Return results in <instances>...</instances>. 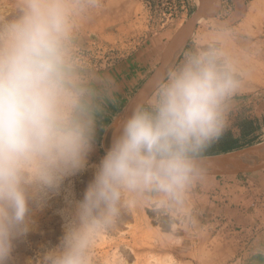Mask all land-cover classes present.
Here are the masks:
<instances>
[{"label":"clouds","instance_id":"1","mask_svg":"<svg viewBox=\"0 0 264 264\" xmlns=\"http://www.w3.org/2000/svg\"><path fill=\"white\" fill-rule=\"evenodd\" d=\"M102 0H11L0 11V264L62 197V235L38 264H95L101 239L133 206L190 213L207 148L225 132L246 73L219 30L197 35L155 74L92 162L118 84L82 56ZM91 172L81 197L74 178ZM255 255H264V248ZM28 264H32L29 261Z\"/></svg>","mask_w":264,"mask_h":264},{"label":"rangeland","instance_id":"2","mask_svg":"<svg viewBox=\"0 0 264 264\" xmlns=\"http://www.w3.org/2000/svg\"><path fill=\"white\" fill-rule=\"evenodd\" d=\"M10 2L0 0V11L8 10ZM196 3L197 0H102V6L85 22L80 33V52L96 71L102 73L145 50L150 44L163 49L174 32L195 11ZM219 7V17L199 22L187 46L197 35L219 30L221 41L235 55L245 72L244 68L249 70L259 64L256 56L264 53V0H237L235 3L219 0ZM147 71L140 78L143 79ZM125 104V100L118 103L104 128L110 127ZM248 120L256 122L258 129L250 137L254 142L240 149L264 144V72L255 75L253 72L251 75L246 73L244 89L234 100L225 131L238 137V126ZM104 151L102 141L97 142L92 162H98ZM260 172L264 173V170ZM90 176L89 171L74 178L77 198L82 196ZM63 206L62 197H57L51 201L49 208L39 214L36 230L18 244L11 264H28L29 261L38 264L44 250L59 242L63 223L59 210ZM126 214L122 230L128 234L135 225L132 207ZM134 215L137 219L145 218V240H161L169 247L163 253H156V256L170 257L172 264H248L243 257L246 248L240 239V228L223 227L221 224L214 226L193 213H160L149 205L135 209ZM102 241L103 238L100 245ZM263 244L261 248H264ZM94 260L95 264H103L100 257ZM261 260L256 264H264V255Z\"/></svg>","mask_w":264,"mask_h":264},{"label":"crops","instance_id":"3","mask_svg":"<svg viewBox=\"0 0 264 264\" xmlns=\"http://www.w3.org/2000/svg\"><path fill=\"white\" fill-rule=\"evenodd\" d=\"M231 1L237 2V0ZM217 17H219V13ZM151 50L152 52H149ZM159 53L160 48L150 44L145 47V50L116 64L114 68L102 72L115 78L118 84V103L124 100L126 103L128 102L130 94L138 89L142 81L140 77L149 69L148 67L151 66ZM118 103L109 108L108 114L102 120L98 142L103 140L104 127L111 119L113 110ZM190 213L200 215L207 222H212L214 226L221 224L223 227L240 228V239L246 248L243 255L244 259H247L246 263L256 264L262 261L263 255H255L254 252L261 249L260 245L263 244L261 242H264L262 239L264 238L263 172L247 176L202 177L190 193ZM248 259L251 260L248 261Z\"/></svg>","mask_w":264,"mask_h":264},{"label":"water","instance_id":"4","mask_svg":"<svg viewBox=\"0 0 264 264\" xmlns=\"http://www.w3.org/2000/svg\"><path fill=\"white\" fill-rule=\"evenodd\" d=\"M219 0H197L195 11L182 24L168 40L165 48L152 62L145 77L140 82L125 106L113 120L110 127L118 123L129 114L132 105L150 91L151 82L156 72L170 61H176L181 51L186 47L190 38L195 34L199 22L204 19L214 18L219 13ZM157 66V69L155 67ZM111 133L105 132L102 145L106 149L110 142ZM205 175L203 177H233L257 173L264 170V144L233 150L227 153L205 156Z\"/></svg>","mask_w":264,"mask_h":264},{"label":"bare ground","instance_id":"5","mask_svg":"<svg viewBox=\"0 0 264 264\" xmlns=\"http://www.w3.org/2000/svg\"><path fill=\"white\" fill-rule=\"evenodd\" d=\"M256 57L260 61L259 64L254 67L251 66L252 68L249 70L243 67L246 70L245 73L248 75H251L252 72L254 75L255 73L259 74L264 72V53H258ZM156 69L157 67L154 70ZM141 207H132V214L135 220V225L131 228L132 231L127 234L122 230V224L128 216L125 214L114 233L103 238L101 245L99 244L100 246L96 249L94 259L100 257L103 264H129L130 262L131 264H172L170 257L165 256L166 258H163L156 256V253H163L166 248H169L168 246L161 240H145V218L137 219L134 215V210H138ZM52 237H54V234Z\"/></svg>","mask_w":264,"mask_h":264},{"label":"trees","instance_id":"6","mask_svg":"<svg viewBox=\"0 0 264 264\" xmlns=\"http://www.w3.org/2000/svg\"><path fill=\"white\" fill-rule=\"evenodd\" d=\"M238 127L240 131L238 137L233 136L230 131H225L218 140L207 148L205 156L223 154L251 145L254 140L250 137L258 129L256 122L248 120Z\"/></svg>","mask_w":264,"mask_h":264}]
</instances>
